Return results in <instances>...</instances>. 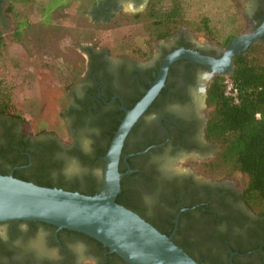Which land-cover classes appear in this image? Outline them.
Wrapping results in <instances>:
<instances>
[{"label": "flooded vegetation", "instance_id": "obj_1", "mask_svg": "<svg viewBox=\"0 0 264 264\" xmlns=\"http://www.w3.org/2000/svg\"><path fill=\"white\" fill-rule=\"evenodd\" d=\"M7 1L0 0V6ZM150 2L97 0L93 14L110 21L125 12L128 3L140 6L127 12L134 16L145 13ZM247 2L245 31H253L264 23V0ZM181 28L156 40L165 43L144 61L91 49L87 73L80 86L72 87L65 113L68 143L53 133L30 134L17 118L0 116V171H45L52 187L77 191L90 178L101 182L103 168L95 165L98 159L94 158L97 146L106 141L104 126L110 114L118 108L124 111L123 107L144 95L164 58L174 51L185 48L220 58L227 47L201 46ZM257 43L264 46V35ZM209 75L208 67L188 59L170 65L165 87L125 140L119 166L122 177L132 176L124 180V186L137 213L172 235L200 263L264 264V215L246 202L241 178H216L200 170V164L213 159L219 148L207 137ZM71 164L82 172L68 171ZM100 243L44 222H0V264L128 263Z\"/></svg>", "mask_w": 264, "mask_h": 264}, {"label": "water", "instance_id": "obj_2", "mask_svg": "<svg viewBox=\"0 0 264 264\" xmlns=\"http://www.w3.org/2000/svg\"><path fill=\"white\" fill-rule=\"evenodd\" d=\"M264 23L253 31L236 36L222 51V57L203 55L181 48L164 58L158 74L145 94L128 109L114 132L103 157L100 191L87 195L57 187L40 186L0 174V222L39 221L89 235L108 247L129 264H202L167 235L135 211L117 202L124 175L120 160L125 140L135 124L149 110L165 87L170 65L188 59L210 70L208 81L216 75L230 76L234 57L259 41Z\"/></svg>", "mask_w": 264, "mask_h": 264}, {"label": "rangeland", "instance_id": "obj_3", "mask_svg": "<svg viewBox=\"0 0 264 264\" xmlns=\"http://www.w3.org/2000/svg\"><path fill=\"white\" fill-rule=\"evenodd\" d=\"M94 1L96 0H70L69 7L60 12L58 34H54V37L49 35L46 39L47 43L52 39L58 42V51L54 53L52 61L47 59L41 73L40 70L38 71V77L31 71L33 67L29 66L20 67L25 77H15L12 70L19 71V67L17 69L13 67L19 60L0 63V69L5 70L3 73L0 72V102L8 101L14 107L24 131L35 135L53 133L62 141L70 142L65 113L72 87L80 86L87 73V61L91 49L108 51L114 58L123 55L144 61L150 58L159 44L165 43L164 40L160 43L151 40V43L154 41V47L143 44L146 36L155 34L159 29L154 23L155 18L146 15L149 8L141 18L135 19L127 12L139 9L140 6L135 7L126 3L125 12L116 15L110 21H102L93 14ZM184 1L187 24L182 26L181 32L186 33L189 39L201 46L217 44L211 39L213 35L221 41L228 33L234 31L242 33L248 29L247 0H239L241 18L231 22L227 17L238 8H234L229 2L223 4L222 0ZM162 5L166 8V1ZM3 7L4 5L0 6V20L5 26H9L3 14ZM205 19L209 21L212 34H207L198 28ZM8 72L12 77H8ZM87 145L88 143L85 142L86 148ZM82 170L75 164L68 167V171L72 173H81Z\"/></svg>", "mask_w": 264, "mask_h": 264}, {"label": "trees", "instance_id": "obj_4", "mask_svg": "<svg viewBox=\"0 0 264 264\" xmlns=\"http://www.w3.org/2000/svg\"><path fill=\"white\" fill-rule=\"evenodd\" d=\"M164 1L167 4L166 8L162 5ZM221 2L223 4L229 2L234 8H238L233 13H229L228 21L231 22L241 18L239 5L241 1L222 0ZM94 4H96V1H94ZM184 6V0H151L146 15L155 18L154 23L158 25L159 29L155 34L146 36L143 44L149 45L151 40H162L170 37L179 28L185 26L187 21ZM131 17L139 19L142 14ZM200 24L198 25L199 29L204 30L207 34H212L207 19ZM240 34L234 31L228 33L224 40L220 41L214 35L211 39L224 47ZM6 50L7 44L0 28V54L3 55ZM231 79L238 90V101L226 93V76L216 75L209 83L207 103L210 108V118L207 125V137L219 148L213 159L200 164V170L219 178L238 174L242 180L246 202L257 213L264 215V46L262 44H253L247 53L235 56ZM142 95L143 93L127 108H132ZM118 109L110 114V121L104 126L105 134L103 138L106 140L105 143L98 145L96 148L94 160L98 159V162L95 165L102 168H104L103 157L125 113L123 110ZM0 116L17 118L18 115L8 101H2L0 102ZM0 174L7 175L8 173L0 171ZM13 175L40 186L52 187L47 177L48 173L45 171L27 173L24 170H16ZM130 176L132 175L122 177V190L117 196V202L137 213L135 206L128 199L129 191L124 186V180ZM100 188L101 182L97 183L96 179L90 178L87 186L78 191L93 195L99 192ZM73 189L65 190L77 191ZM74 232L92 238L84 233ZM161 232L169 235L167 232ZM92 240L99 242L94 238ZM114 255L119 257L115 253Z\"/></svg>", "mask_w": 264, "mask_h": 264}, {"label": "crops", "instance_id": "obj_5", "mask_svg": "<svg viewBox=\"0 0 264 264\" xmlns=\"http://www.w3.org/2000/svg\"><path fill=\"white\" fill-rule=\"evenodd\" d=\"M69 3L70 0H9L4 4L3 14L9 26H5L0 20V28L7 44L6 52L0 54V63L19 60L13 66L15 69L19 67V71L12 70L15 77H25L20 70L21 66L33 67L31 71L38 77V71L41 73L47 59H54L59 43L52 38L47 43L46 39L49 35L54 37V34H58L59 14L69 7ZM0 72L5 70L2 71L1 68ZM8 74V77H12L9 72Z\"/></svg>", "mask_w": 264, "mask_h": 264}, {"label": "built area", "instance_id": "obj_6", "mask_svg": "<svg viewBox=\"0 0 264 264\" xmlns=\"http://www.w3.org/2000/svg\"><path fill=\"white\" fill-rule=\"evenodd\" d=\"M226 93L238 101V90L230 76H226Z\"/></svg>", "mask_w": 264, "mask_h": 264}]
</instances>
